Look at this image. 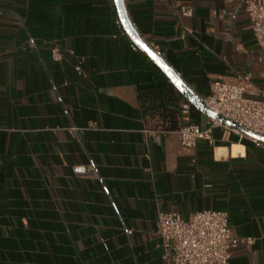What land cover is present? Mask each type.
Instances as JSON below:
<instances>
[{"label": "crops", "instance_id": "crops-1", "mask_svg": "<svg viewBox=\"0 0 264 264\" xmlns=\"http://www.w3.org/2000/svg\"><path fill=\"white\" fill-rule=\"evenodd\" d=\"M125 4L199 95L220 76L263 84L244 0ZM151 63L114 0H0V264H165L159 212L204 209L229 213V264H264V143L218 126L215 145L184 147L178 128L211 118L179 92L178 127L156 128L141 98Z\"/></svg>", "mask_w": 264, "mask_h": 264}, {"label": "built area", "instance_id": "built-area-1", "mask_svg": "<svg viewBox=\"0 0 264 264\" xmlns=\"http://www.w3.org/2000/svg\"><path fill=\"white\" fill-rule=\"evenodd\" d=\"M244 4L264 58V2L244 0ZM181 12L191 16L193 8L181 6ZM68 52L73 53L71 50ZM51 54L55 61L65 57L57 46L52 48ZM76 70L83 74L80 64ZM201 98L217 114L264 135V81L262 85H257L251 73L220 76L211 82L210 93ZM218 126L233 129L214 118L210 119L207 128L191 121L178 128L179 141L188 148L195 147L200 140L215 145L214 129ZM75 172L91 174L94 171L92 166L78 165ZM156 234L160 239L165 264H229L232 249L238 243L230 228L229 213L224 210L204 209L188 217L178 212L161 211Z\"/></svg>", "mask_w": 264, "mask_h": 264}, {"label": "water", "instance_id": "water-1", "mask_svg": "<svg viewBox=\"0 0 264 264\" xmlns=\"http://www.w3.org/2000/svg\"><path fill=\"white\" fill-rule=\"evenodd\" d=\"M114 4L122 27L127 35L130 37L133 43L147 56V58L161 70V72L168 78L170 83L183 96V98H185L194 108L208 117L217 119L221 123L245 134L246 136L264 143L263 134L249 129L224 115L217 114L212 109H210L202 100L201 95H199L185 81L180 73L142 37L128 14L125 0H114ZM137 41H139V43H137ZM165 67L170 70L171 75H169V73L164 70Z\"/></svg>", "mask_w": 264, "mask_h": 264}, {"label": "trees", "instance_id": "trees-1", "mask_svg": "<svg viewBox=\"0 0 264 264\" xmlns=\"http://www.w3.org/2000/svg\"><path fill=\"white\" fill-rule=\"evenodd\" d=\"M146 87L147 89L141 93V98L147 118L156 128L176 129L181 117L179 93L154 64L147 75Z\"/></svg>", "mask_w": 264, "mask_h": 264}, {"label": "snow or ice", "instance_id": "snow-or-ice-1", "mask_svg": "<svg viewBox=\"0 0 264 264\" xmlns=\"http://www.w3.org/2000/svg\"><path fill=\"white\" fill-rule=\"evenodd\" d=\"M137 43H139V41H137ZM154 58H155V57H154ZM158 62H159V61H158ZM162 67H163V65H162ZM164 70H165L166 72H168L169 75H171V72H170V70H169L167 67H165Z\"/></svg>", "mask_w": 264, "mask_h": 264}]
</instances>
